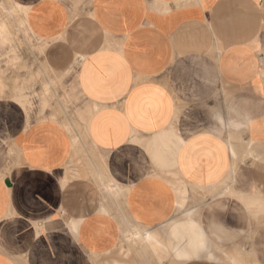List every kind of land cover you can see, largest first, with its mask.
Listing matches in <instances>:
<instances>
[{
    "label": "crops",
    "instance_id": "1",
    "mask_svg": "<svg viewBox=\"0 0 264 264\" xmlns=\"http://www.w3.org/2000/svg\"><path fill=\"white\" fill-rule=\"evenodd\" d=\"M16 1L92 111L0 97V264H264V0Z\"/></svg>",
    "mask_w": 264,
    "mask_h": 264
},
{
    "label": "rangeland",
    "instance_id": "2",
    "mask_svg": "<svg viewBox=\"0 0 264 264\" xmlns=\"http://www.w3.org/2000/svg\"><path fill=\"white\" fill-rule=\"evenodd\" d=\"M28 9L29 7L16 0H0V97L18 100L34 116L32 119L50 118L67 125L83 127L92 111L91 104L80 92L76 79V67L82 63L84 56H76L75 66L70 72L51 71L43 59L47 42L31 32L27 21ZM227 185L229 188H226ZM230 189L231 184H226L224 190ZM119 193L120 190H117L115 196ZM182 200L179 193V202ZM191 203L193 205L185 208L195 209L196 201L192 200ZM185 212L178 213L174 218L183 219ZM194 219L197 220L195 216ZM145 230L135 227L128 231L127 238L144 240L142 232ZM133 232L137 235H131ZM155 232L158 237H163L168 231L161 230L159 234ZM170 238L171 250L175 254L177 250L184 252L186 256L183 259L201 253H193L195 242L189 231H181L178 243V237ZM151 244L156 249L152 242Z\"/></svg>",
    "mask_w": 264,
    "mask_h": 264
},
{
    "label": "bare ground",
    "instance_id": "3",
    "mask_svg": "<svg viewBox=\"0 0 264 264\" xmlns=\"http://www.w3.org/2000/svg\"><path fill=\"white\" fill-rule=\"evenodd\" d=\"M80 57H81V56H80ZM80 59H81V58H80ZM226 187H227V186H226ZM228 187H229V186H228ZM190 217H191V216H190ZM139 232H140V231H139ZM139 232H138V234H139ZM132 234H133V236H135L137 233L134 234V232H133V233H131V235H132ZM143 234H144V237H145V238H148V237L153 236V235H150L151 233H149L148 231H145V232L143 231ZM149 239H150V238H149ZM151 240H152V239H151ZM156 240H157V239H156ZM153 241H154V239H153ZM153 241H152V242H153ZM156 243H157V242H156Z\"/></svg>",
    "mask_w": 264,
    "mask_h": 264
}]
</instances>
